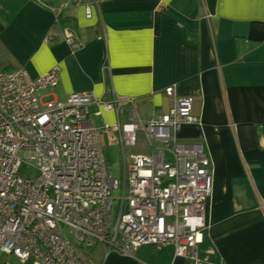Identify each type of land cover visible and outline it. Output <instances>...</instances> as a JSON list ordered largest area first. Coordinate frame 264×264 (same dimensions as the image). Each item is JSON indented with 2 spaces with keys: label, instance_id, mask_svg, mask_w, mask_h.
I'll return each instance as SVG.
<instances>
[{
  "label": "crops",
  "instance_id": "crops-1",
  "mask_svg": "<svg viewBox=\"0 0 264 264\" xmlns=\"http://www.w3.org/2000/svg\"><path fill=\"white\" fill-rule=\"evenodd\" d=\"M54 66L46 97L132 96L143 121L168 112V85L190 96L199 123L178 136L202 143L212 166L198 257L264 264V0H0V69L36 78ZM119 114L128 120V106ZM100 246L88 253L104 264H191L172 244L131 254Z\"/></svg>",
  "mask_w": 264,
  "mask_h": 264
},
{
  "label": "built area",
  "instance_id": "built-area-1",
  "mask_svg": "<svg viewBox=\"0 0 264 264\" xmlns=\"http://www.w3.org/2000/svg\"><path fill=\"white\" fill-rule=\"evenodd\" d=\"M85 16H92L88 5ZM58 72L54 66L31 78L24 68L0 70V254L21 264H104L86 249L101 243L131 254L143 244H172L174 257L215 264L198 257L211 160L202 143L178 136L182 125L199 123L192 98L168 85V112L143 121L132 96L74 91L44 100L42 91L56 85ZM121 104L128 106L126 121ZM103 110L116 120L95 124L92 114ZM138 132L146 150L127 153L138 146ZM105 135L120 146L122 179L107 167ZM23 164L37 175L24 177Z\"/></svg>",
  "mask_w": 264,
  "mask_h": 264
},
{
  "label": "rangeland",
  "instance_id": "rangeland-1",
  "mask_svg": "<svg viewBox=\"0 0 264 264\" xmlns=\"http://www.w3.org/2000/svg\"><path fill=\"white\" fill-rule=\"evenodd\" d=\"M48 99H51V97H46V96L44 97V100H48ZM92 118L95 124H100L102 120L101 117H98V116H92ZM104 138H105V143L103 145V154L105 156L107 167L112 172L113 175H115L119 179H122L123 178V161H122L120 146L117 143L110 141L106 137V135L104 136ZM138 140H139V144L135 148L134 147L125 148L127 153L134 152L135 149L143 148L142 145H144L143 144L144 142H143L141 132H138ZM142 151L144 152L145 150L142 149ZM20 171L24 177L31 178L37 175L36 169L26 164L21 165ZM70 238H72V235H70ZM100 245H101L100 243H96L94 245V249H91L90 247V249L88 248L86 249V251H89L90 253L93 251V254L97 256L98 254L102 253V250H101L102 246ZM5 260L11 264H21L19 260L12 254H7V253L0 254V263H4Z\"/></svg>",
  "mask_w": 264,
  "mask_h": 264
},
{
  "label": "trees",
  "instance_id": "trees-1",
  "mask_svg": "<svg viewBox=\"0 0 264 264\" xmlns=\"http://www.w3.org/2000/svg\"><path fill=\"white\" fill-rule=\"evenodd\" d=\"M32 262L29 260L26 264H31Z\"/></svg>",
  "mask_w": 264,
  "mask_h": 264
}]
</instances>
